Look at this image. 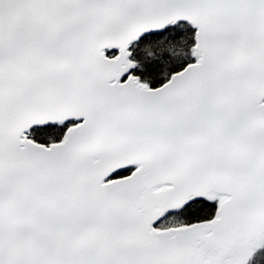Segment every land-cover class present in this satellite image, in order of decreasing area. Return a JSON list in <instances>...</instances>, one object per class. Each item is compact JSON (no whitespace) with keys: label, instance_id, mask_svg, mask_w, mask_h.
I'll return each mask as SVG.
<instances>
[{"label":"snow or ice","instance_id":"1","mask_svg":"<svg viewBox=\"0 0 264 264\" xmlns=\"http://www.w3.org/2000/svg\"><path fill=\"white\" fill-rule=\"evenodd\" d=\"M0 264H264V0H0Z\"/></svg>","mask_w":264,"mask_h":264}]
</instances>
